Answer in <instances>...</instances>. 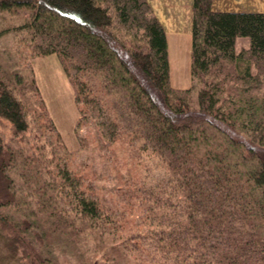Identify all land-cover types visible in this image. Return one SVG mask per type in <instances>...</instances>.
I'll list each match as a JSON object with an SVG mask.
<instances>
[{
    "label": "trees",
    "instance_id": "obj_1",
    "mask_svg": "<svg viewBox=\"0 0 264 264\" xmlns=\"http://www.w3.org/2000/svg\"><path fill=\"white\" fill-rule=\"evenodd\" d=\"M210 6L211 0L193 3L194 108L191 88L170 85L166 35L145 0H0V14L28 12L16 30L29 33L37 56L58 57L74 92L75 135L86 126L100 144L127 138L154 155L163 172L154 186L134 191L143 229L120 235V216L54 155L67 151L32 76L44 113L36 148L50 157L39 166L25 157L22 167L36 178L35 203H43L36 208L45 213L27 222L0 212V237L12 235L24 264H53L25 235L30 226L44 237L61 227L90 234L98 250L110 244L111 252L136 255L137 264H264V13H217ZM239 37L249 43L237 50ZM21 83L0 65V118L15 135L27 131L35 112L16 94ZM20 154L0 133V207L15 205L7 169ZM46 203L59 204L47 210Z\"/></svg>",
    "mask_w": 264,
    "mask_h": 264
},
{
    "label": "rangeland",
    "instance_id": "obj_2",
    "mask_svg": "<svg viewBox=\"0 0 264 264\" xmlns=\"http://www.w3.org/2000/svg\"><path fill=\"white\" fill-rule=\"evenodd\" d=\"M28 12L17 9L0 14V65L4 68L6 78L13 75L22 77V85L16 91L18 97L33 107L34 114L28 116L29 126L27 131L16 134L12 125L4 118H0V133L3 141L14 150H20L21 156H15V164L7 169L10 178V189L15 191L14 206L0 207V212L9 215L12 220L25 219L27 222L38 221L45 210L40 211L36 206L43 203L38 199V184H34V176L22 167L25 157L32 156L35 165L45 164L50 157L47 152L40 151L37 147L38 125L43 122L44 113L37 102L34 91L29 82L33 79L39 89L47 113L61 133L63 148L57 157H64L68 167L75 178L79 179L84 187L92 189L98 197L100 204L123 224L120 235L141 230L144 227L143 211L139 206L138 187L154 186L163 172L157 159L147 151L135 148L129 139L121 138L112 145L99 143L93 133L86 126H81L75 135V125L78 112L74 102L73 88L55 54L37 56L33 50V43L26 30H16L27 19ZM8 29V30H7ZM171 40L176 38L172 36ZM127 38V37H126ZM128 39V38H127ZM169 41L168 60L170 85L174 88H191V106L197 107L199 86L192 85L191 81V35H179L175 42ZM249 39L239 37L236 40L237 50L247 47ZM27 106V105H26ZM38 113L40 115H38ZM31 146V149L28 148ZM29 178H26V174ZM28 177V176H27ZM29 182V183H28ZM42 201H47L44 196ZM59 203H46L47 210H55ZM71 220L70 213L66 216ZM54 219V218H52ZM34 226V225H33ZM22 227H25L22 224ZM29 227L31 241L36 250L51 257L53 264H137L136 255H124L109 250L110 244L103 243L102 250L96 248V242L90 234L80 233L76 236L70 227L61 231H52L44 237L42 230ZM4 233V234H3ZM0 237V264H24V250L18 246L12 235L3 232ZM40 238V239H39ZM97 249L98 253H95ZM103 251H108L105 259ZM110 252V253H109ZM96 261V263H95Z\"/></svg>",
    "mask_w": 264,
    "mask_h": 264
},
{
    "label": "crops",
    "instance_id": "obj_3",
    "mask_svg": "<svg viewBox=\"0 0 264 264\" xmlns=\"http://www.w3.org/2000/svg\"><path fill=\"white\" fill-rule=\"evenodd\" d=\"M145 1L161 25L168 47L173 35L177 38L179 35L192 34L194 0ZM210 7L217 13H264V0H211ZM176 38L171 41L175 42Z\"/></svg>",
    "mask_w": 264,
    "mask_h": 264
}]
</instances>
